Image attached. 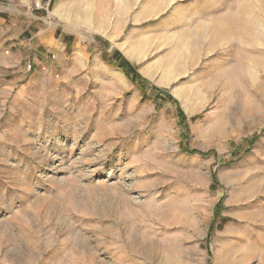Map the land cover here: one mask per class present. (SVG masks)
<instances>
[{
  "label": "rangeland",
  "instance_id": "1",
  "mask_svg": "<svg viewBox=\"0 0 264 264\" xmlns=\"http://www.w3.org/2000/svg\"><path fill=\"white\" fill-rule=\"evenodd\" d=\"M0 264H264V0H0Z\"/></svg>",
  "mask_w": 264,
  "mask_h": 264
},
{
  "label": "bare ground",
  "instance_id": "2",
  "mask_svg": "<svg viewBox=\"0 0 264 264\" xmlns=\"http://www.w3.org/2000/svg\"><path fill=\"white\" fill-rule=\"evenodd\" d=\"M242 4V3H241ZM245 7V6H244ZM241 12V11H240ZM240 14V13H239ZM239 16V15H238ZM240 18H241V22H244V21H242L243 20V16L242 15H240ZM221 20V19H220ZM222 29H223V31H224V33H225V31H227L228 30V27L227 26H223L222 27ZM242 30V29H241ZM215 31V30H214ZM223 38V37H222ZM246 38V37H245ZM245 41H248V42H252L251 41V39H247V40H245Z\"/></svg>",
  "mask_w": 264,
  "mask_h": 264
},
{
  "label": "built area",
  "instance_id": "3",
  "mask_svg": "<svg viewBox=\"0 0 264 264\" xmlns=\"http://www.w3.org/2000/svg\"><path fill=\"white\" fill-rule=\"evenodd\" d=\"M29 68H30V66H29Z\"/></svg>",
  "mask_w": 264,
  "mask_h": 264
}]
</instances>
